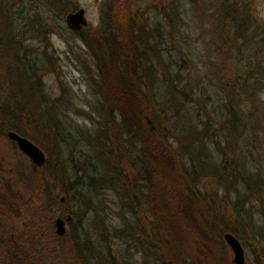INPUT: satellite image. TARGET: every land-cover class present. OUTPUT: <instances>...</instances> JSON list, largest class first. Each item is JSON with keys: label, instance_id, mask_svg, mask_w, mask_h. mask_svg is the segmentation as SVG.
<instances>
[{"label": "trees", "instance_id": "1", "mask_svg": "<svg viewBox=\"0 0 264 264\" xmlns=\"http://www.w3.org/2000/svg\"><path fill=\"white\" fill-rule=\"evenodd\" d=\"M76 8L74 0H0V48L10 49L9 55H0V66L6 64L9 69L13 63L17 67L16 81L5 77L3 82L0 78V142L7 141L15 150L14 143L5 137L8 130L29 138L42 132L43 137L51 134L55 138L60 129L54 102L48 104L50 99L39 84L37 71L43 66L28 63L9 29H33L44 38L58 26L55 20L63 21L90 51L94 70L88 74V84L100 100L98 116L105 122L99 134L101 138L104 133L108 137L107 153L128 163L126 178L133 190L119 187L117 167L97 182L113 191L120 215L123 210L132 211L133 203L140 204L135 194L132 201L133 191L146 198L157 189L153 205L147 208L149 213L146 211L154 221L147 223L141 214L135 218L137 229L143 232L142 241H137L155 251L162 250L163 256L173 254V264H229L216 236L229 232L238 237L241 225L254 230L252 213L256 203L264 216V104L258 101L256 91L263 83L238 82L235 75L230 85L222 86L225 100L213 107L212 114L205 112L204 120L196 115L194 121L184 110L188 96L184 86L177 88L171 79L165 81L159 104L144 90L151 70L149 55L158 51V43L157 35H153L157 29L146 28L139 10L127 11L121 0H114L94 31L86 25L78 29L66 25L64 16ZM224 10V23H235L236 15L226 7ZM230 38L233 42L235 34ZM252 67H245L244 73L256 69L264 76L258 64ZM202 91L208 93L206 87ZM195 103L201 106L200 101ZM168 112L175 118L174 125L182 124L185 129L180 137L171 134ZM173 136L180 144L174 149L170 142ZM180 138L185 142L181 143ZM5 155L0 152V264L120 263L111 254L106 256L85 233L81 234L75 223L77 213L66 208L70 197L62 180L68 166L63 163L65 159L55 158L52 168H46V160L41 166L29 161L25 169L20 162L10 163ZM204 166H212L211 175L217 177L223 195L233 193L228 211L213 202L206 203L196 190ZM171 173L176 183L166 187L164 177ZM54 185L57 192L52 195ZM138 187L144 192L140 193ZM57 195L63 197L57 216L70 217L66 222L68 230L62 236L53 232L48 207ZM18 218L22 220L20 226L14 223ZM104 231L101 229L102 236ZM256 233L264 238L262 229ZM125 234L124 228L113 231L115 237ZM175 245L179 246L177 252Z\"/></svg>", "mask_w": 264, "mask_h": 264}, {"label": "rangeland", "instance_id": "2", "mask_svg": "<svg viewBox=\"0 0 264 264\" xmlns=\"http://www.w3.org/2000/svg\"><path fill=\"white\" fill-rule=\"evenodd\" d=\"M74 1L76 7H81L84 11L86 27L94 31L101 24L107 6L109 8L111 2H114V0ZM121 4L127 11L139 10L141 13L139 18L145 19L147 29H157L156 33L153 31V35H157L158 51L149 55L150 68L148 65L147 68L151 70L145 79L144 89L156 103L163 101V86L165 81L171 79L175 87L184 86L188 91V96L184 99L187 109L184 110L189 111L191 119L196 121L198 115L200 120H204L205 112L212 114L213 107L225 100L222 86L225 83L230 85L231 79L236 75L238 82L259 80L263 83L259 84L256 91L258 101L264 104L263 74L256 69L247 73L243 71L245 67H252L254 64H258L261 70L264 69V0H121ZM24 7L28 8V5L25 4ZM224 7L236 15L235 23H224L222 17ZM55 21L58 26L46 33L44 38L40 32L33 29H9L10 33L14 34L18 51L29 61L28 63L33 66L34 62L39 68L43 66L37 71L39 84L50 99L48 104L50 105L52 100L54 102L53 110L60 127L55 138H52L51 134L43 137L44 132L42 135L39 133L36 137L26 138L42 151L47 161L46 168L54 166L55 158L65 159L63 163L68 166L62 180L70 197L66 208L77 213L75 223H78L77 228L81 234L85 233L106 256L111 254L113 259L120 262L119 264H165L168 261L173 264V254L163 256L162 250L155 251L152 247L139 243L142 241L143 232L137 229L135 218L141 214V218L147 223L152 220L147 215V212L149 213L147 208L153 205L157 189L153 190V195L149 194L146 197L148 200L133 191L130 194L132 201L134 202L133 197L136 196L140 204L133 203L130 208L132 211L123 210L120 215L113 191L97 182L98 179L109 176L112 167H117L120 169L119 176H116L119 187L133 190L126 178L129 171L128 163L126 160L121 162V159L110 156L107 153L108 137L104 133L101 138L99 134V129L105 122H101L98 116L101 112L100 100L88 84V74L94 70L90 51L80 38L66 28L63 21ZM234 29L239 30L235 32ZM233 34L235 39L230 42V36ZM9 50L1 47L0 55L2 53L9 55ZM10 66L12 67L9 69L6 64L0 66V78L3 82L5 77L12 81L17 80V67L13 63H10ZM166 73L169 75L163 76ZM175 74L178 76H173ZM202 87H206L208 93H204ZM195 100L200 101L201 106H197ZM167 116L170 119L168 126L171 134L180 137L185 130L182 124L174 125L175 118L171 112H168ZM180 140L181 143L185 142L183 138ZM170 142L172 149L180 146L174 136L170 138ZM207 145L213 150L210 143ZM124 150L127 152L126 148ZM10 151L16 155L13 156ZM0 152L6 154V159L10 163L20 162L24 164L25 167L22 168L25 169L29 166V160L16 149H12L7 141L0 142ZM256 152L257 149L253 150V155ZM213 153L216 155L214 150ZM219 160L217 157L216 163ZM19 166L21 167L20 164ZM211 167L204 166L201 169L203 177L197 182L196 190L205 197L206 203L213 202L226 207L228 211L233 201L229 196L233 193H229V196L223 195L224 189L221 185L218 186L217 177L211 175L213 173ZM163 183L167 185L166 187L175 185V175L171 173L164 177ZM139 189L140 193L144 192ZM50 192L52 195L55 194L57 185H54ZM43 196L47 198L49 195ZM60 197L62 196L57 195L54 197V204H48L52 219L58 217V209L63 202L59 201ZM254 205L256 206L252 213L254 230L241 225L238 227L240 236H234L243 248L245 264H264V238L256 233L258 229L264 232V216L258 211V204ZM21 221V218H18L14 223L20 226ZM129 225L132 229H128ZM122 228L126 233L124 237L113 236L114 230ZM101 229L105 230L103 236L100 234ZM67 230L68 225H65V231ZM136 233H139V238ZM215 239L219 241L229 264H232L228 247L220 236H216ZM175 246L177 252L179 246Z\"/></svg>", "mask_w": 264, "mask_h": 264}, {"label": "water", "instance_id": "3", "mask_svg": "<svg viewBox=\"0 0 264 264\" xmlns=\"http://www.w3.org/2000/svg\"><path fill=\"white\" fill-rule=\"evenodd\" d=\"M66 25L72 29H78L86 25V19L84 11L81 7H77L74 11L67 13L64 16ZM5 137L12 141L17 150L24 155L32 164L35 166H41L45 160L42 151L25 136L16 133L13 130L5 132ZM59 201L62 202L63 198L60 197ZM70 217H55L53 219V232L57 236H62L65 233L66 222L69 221ZM221 239L228 247L231 253L230 261L232 264H245L243 248L240 242L234 235L229 232H223Z\"/></svg>", "mask_w": 264, "mask_h": 264}, {"label": "flooded vegetation", "instance_id": "4", "mask_svg": "<svg viewBox=\"0 0 264 264\" xmlns=\"http://www.w3.org/2000/svg\"><path fill=\"white\" fill-rule=\"evenodd\" d=\"M17 149V148H16Z\"/></svg>", "mask_w": 264, "mask_h": 264}]
</instances>
